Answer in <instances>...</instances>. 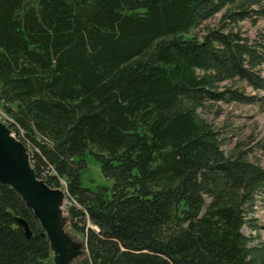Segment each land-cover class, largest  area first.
<instances>
[{"label": "trees", "instance_id": "16d2710c", "mask_svg": "<svg viewBox=\"0 0 264 264\" xmlns=\"http://www.w3.org/2000/svg\"><path fill=\"white\" fill-rule=\"evenodd\" d=\"M258 18L264 0H0L5 125L37 179L64 183L83 262L264 264L241 231L264 169L240 146L224 152L197 112L251 101L235 80L264 96V23L253 36L240 26ZM87 152L108 187L81 184ZM49 254L30 208L0 183V264Z\"/></svg>", "mask_w": 264, "mask_h": 264}, {"label": "rangeland", "instance_id": "374dc122", "mask_svg": "<svg viewBox=\"0 0 264 264\" xmlns=\"http://www.w3.org/2000/svg\"><path fill=\"white\" fill-rule=\"evenodd\" d=\"M263 23V19L258 18L254 24L244 20L240 26L244 34L253 36L257 30L262 31ZM232 88L244 96L253 97V99L251 101L206 103L197 112L200 117L218 129L223 143L221 148L224 152L235 146H240L247 157L264 169V96L260 90H253L252 87L238 80L234 81ZM6 121L7 117L0 109V122L6 124ZM84 161L85 168L80 171L81 184L88 187L95 185L108 187L110 181L100 173L98 162L93 155L87 152ZM63 185L64 183L61 182V186ZM63 190V187L57 189L58 218L56 223L62 226L61 230L68 246L61 248L58 260L53 257L52 251H50L49 256L43 260V264H87L83 262L87 257L84 235L69 222L67 208L72 202ZM245 218L247 220L241 228L242 233L249 237L250 245L261 246L264 249V192L256 194L252 208L247 211ZM90 227L95 229L92 224ZM85 230L86 227L83 231ZM49 239L51 243H54L51 237Z\"/></svg>", "mask_w": 264, "mask_h": 264}, {"label": "water", "instance_id": "95a60500", "mask_svg": "<svg viewBox=\"0 0 264 264\" xmlns=\"http://www.w3.org/2000/svg\"><path fill=\"white\" fill-rule=\"evenodd\" d=\"M11 133V130L0 122V183L8 185L30 208L41 233L47 239L49 251H52L53 257L58 260L61 248L68 246L61 230L62 226L56 223L58 188H51L35 177L27 148ZM49 197L52 202L47 206ZM16 221L22 227L24 235L29 238L31 231L26 221L21 217H16ZM49 237L54 243H51Z\"/></svg>", "mask_w": 264, "mask_h": 264}, {"label": "bare ground", "instance_id": "6f19581e", "mask_svg": "<svg viewBox=\"0 0 264 264\" xmlns=\"http://www.w3.org/2000/svg\"><path fill=\"white\" fill-rule=\"evenodd\" d=\"M49 200H48V202L46 203L47 204V206H49L50 204H51V202H52V199L49 197L48 198Z\"/></svg>", "mask_w": 264, "mask_h": 264}]
</instances>
